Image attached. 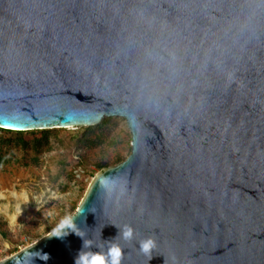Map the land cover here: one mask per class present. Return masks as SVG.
Returning <instances> with one entry per match:
<instances>
[{"label":"water","instance_id":"1","mask_svg":"<svg viewBox=\"0 0 264 264\" xmlns=\"http://www.w3.org/2000/svg\"><path fill=\"white\" fill-rule=\"evenodd\" d=\"M105 117L130 153L0 264H264V0H0V128Z\"/></svg>","mask_w":264,"mask_h":264},{"label":"rangeland","instance_id":"2","mask_svg":"<svg viewBox=\"0 0 264 264\" xmlns=\"http://www.w3.org/2000/svg\"><path fill=\"white\" fill-rule=\"evenodd\" d=\"M130 140L121 117L89 128L0 129V259L64 222L92 176L130 153Z\"/></svg>","mask_w":264,"mask_h":264},{"label":"clouds","instance_id":"3","mask_svg":"<svg viewBox=\"0 0 264 264\" xmlns=\"http://www.w3.org/2000/svg\"><path fill=\"white\" fill-rule=\"evenodd\" d=\"M123 239L128 240L133 237V228L130 225H124L119 229ZM79 236V235H78ZM90 241L83 240L82 247H89ZM155 242L148 237L139 241V248L144 253H149L154 248ZM122 250L118 244H110L107 253H93L91 251L78 252L74 264H120Z\"/></svg>","mask_w":264,"mask_h":264},{"label":"trees","instance_id":"4","mask_svg":"<svg viewBox=\"0 0 264 264\" xmlns=\"http://www.w3.org/2000/svg\"><path fill=\"white\" fill-rule=\"evenodd\" d=\"M90 126H86V128H89ZM0 129H2V128H0ZM5 130V129H4ZM18 132H22V131H18ZM104 166H102L101 168H103Z\"/></svg>","mask_w":264,"mask_h":264},{"label":"bare ground","instance_id":"5","mask_svg":"<svg viewBox=\"0 0 264 264\" xmlns=\"http://www.w3.org/2000/svg\"><path fill=\"white\" fill-rule=\"evenodd\" d=\"M18 209H19V207H18Z\"/></svg>","mask_w":264,"mask_h":264}]
</instances>
